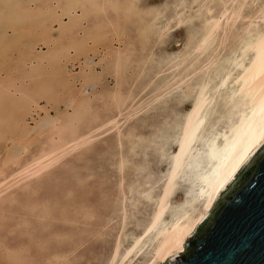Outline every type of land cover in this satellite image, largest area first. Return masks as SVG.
Returning a JSON list of instances; mask_svg holds the SVG:
<instances>
[{"label":"bare ground","instance_id":"bare-ground-1","mask_svg":"<svg viewBox=\"0 0 264 264\" xmlns=\"http://www.w3.org/2000/svg\"><path fill=\"white\" fill-rule=\"evenodd\" d=\"M262 12L264 0H0V264L183 254L261 132L248 41Z\"/></svg>","mask_w":264,"mask_h":264},{"label":"water","instance_id":"water-1","mask_svg":"<svg viewBox=\"0 0 264 264\" xmlns=\"http://www.w3.org/2000/svg\"><path fill=\"white\" fill-rule=\"evenodd\" d=\"M164 264H264V146H258Z\"/></svg>","mask_w":264,"mask_h":264},{"label":"snow or ice","instance_id":"snow-or-ice-1","mask_svg":"<svg viewBox=\"0 0 264 264\" xmlns=\"http://www.w3.org/2000/svg\"><path fill=\"white\" fill-rule=\"evenodd\" d=\"M8 7H18V6H10L5 5V8ZM155 12V10H152ZM262 18H264V12L261 13ZM250 40L248 41L249 47L256 55V60L254 62L255 66H258L259 73L261 77L260 81V103H259V126L261 128V132L259 133L258 140L256 137H253V139L248 143V145L243 150V154L239 155V159L237 160L236 166L232 169V171L226 176L220 183L219 187H223L224 184L228 182V180L231 178V176L236 171V168H238L241 164H243L252 154L254 149L257 147V143H259L260 146H264V27H262L260 33L257 35L255 33L249 32ZM254 42V43H253ZM253 80H255V76H253ZM256 112H253V117H256ZM191 142V137L189 133L185 132V140L184 144L181 145V152L184 151V145ZM178 164H177V170L172 173V179L168 181L169 189H172L174 185V181L178 178L179 173V157H177ZM169 194L168 190L165 191V196ZM182 241H177L176 249L182 250Z\"/></svg>","mask_w":264,"mask_h":264},{"label":"rangeland","instance_id":"rangeland-1","mask_svg":"<svg viewBox=\"0 0 264 264\" xmlns=\"http://www.w3.org/2000/svg\"><path fill=\"white\" fill-rule=\"evenodd\" d=\"M153 2H154V0H152ZM156 1V0H155ZM148 2V1H147ZM191 33V30L188 28V27H186L185 25H183V26H180V27H178L177 29H175L172 33H171V35L169 36V38H168V41H171V40H173L175 37H178V38H184L186 35H189ZM77 66L75 67V69L77 70ZM185 106H187V103H183V105H182V107H185ZM38 114H40V115H42L43 116V114L41 113V112H38ZM52 115H54V113H52ZM33 119L35 120H37L38 119V116L37 115H34L33 114ZM28 122L33 126V122H32V120H28ZM71 182H73L72 180H70Z\"/></svg>","mask_w":264,"mask_h":264}]
</instances>
